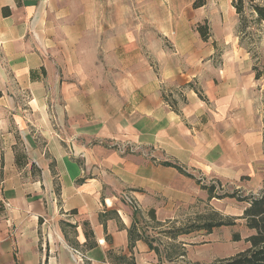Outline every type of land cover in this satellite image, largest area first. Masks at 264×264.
Returning a JSON list of instances; mask_svg holds the SVG:
<instances>
[{
    "label": "crops",
    "instance_id": "1",
    "mask_svg": "<svg viewBox=\"0 0 264 264\" xmlns=\"http://www.w3.org/2000/svg\"><path fill=\"white\" fill-rule=\"evenodd\" d=\"M106 5L0 0V264H157L143 241L129 249L134 218L121 194L186 205L198 185L158 162L222 172L230 160L242 180L259 160L258 80L242 52L232 53L217 82L204 83L203 102L175 112L166 89L195 78L181 72V60L200 61L196 48L166 50L157 32L149 50L141 28L110 33ZM111 49L122 75L107 90L100 72L86 69H111L101 59ZM213 56L211 49L207 65ZM214 115L233 116L230 139ZM125 144L148 155L125 153Z\"/></svg>",
    "mask_w": 264,
    "mask_h": 264
},
{
    "label": "rangeland",
    "instance_id": "2",
    "mask_svg": "<svg viewBox=\"0 0 264 264\" xmlns=\"http://www.w3.org/2000/svg\"><path fill=\"white\" fill-rule=\"evenodd\" d=\"M109 2L103 8L105 12L104 28H110V33L128 35V29L141 28L146 30L145 41L148 49L156 45L157 32L165 35L161 37L163 47L172 50L174 44L180 46H194L200 61H185L182 57L181 72L195 76L190 79L189 86L184 83L171 90L175 101V109L179 112L192 101L203 102L205 82H217L218 70L224 63H232V53L242 52L246 63L252 65V71L259 75L252 89L253 111L261 133L262 146L258 157L259 160L251 163L245 169L251 175L250 179H240L239 164H231L229 160L222 172L201 170L196 167L188 169L187 173L195 179L209 186L214 184L216 196L232 194L239 190L242 195L252 194L258 196L264 192V26L252 29L254 33L247 38L242 35V43L237 39L238 20L231 12V0H205V5L193 8L195 0H102ZM197 25L207 28L208 37L203 41L196 32ZM112 39V36L106 37ZM178 42H175V39ZM125 43V41H124ZM111 44V43H110ZM110 46H105L108 49ZM112 48V47H111ZM214 50L212 65H207V54ZM236 57V55H235ZM102 64L106 68L89 70L88 72H100L102 87L107 90L113 84L114 77L122 75L118 55L113 50H108L101 56ZM92 60L86 59L90 64ZM125 65V64H124ZM128 66V64H126ZM128 69V68H127ZM155 71V69H154ZM189 78H186L188 80ZM110 82V85L108 83ZM196 95V96H195ZM172 96V95H171ZM207 104V103H206ZM207 104V107L210 108ZM212 105V104H211ZM228 102L224 103L223 109L227 108ZM233 114L234 110L229 111ZM231 114V115H232ZM218 115V113H217ZM214 115L212 123L218 130H223L225 136L231 138L234 127L233 116L219 117ZM217 116V117H216ZM236 122V120H235ZM222 131V132H223ZM128 154H147L146 149H138L132 144L119 146ZM158 155V154H156ZM244 166V165H243ZM187 190V189H186ZM124 191V190H122ZM142 194V193H141ZM123 204L133 213L137 231L159 252L157 264H215L217 261L230 258L243 251L248 244L245 239L252 233L247 229L245 221L239 219L246 204L239 203L236 199H208V195L200 186L192 193V200L186 205L175 203L166 198H152L150 195L141 201L130 194L123 192L120 197ZM144 205V207H142ZM141 207V208H140ZM153 207V208H151ZM154 211V218L149 211ZM213 212L218 218H235V225L231 227H217L210 234L206 231H193L186 235H178L172 238L173 233L179 229L189 228L194 224L198 215H210ZM238 238V241H234ZM155 253V252H154Z\"/></svg>",
    "mask_w": 264,
    "mask_h": 264
},
{
    "label": "trees",
    "instance_id": "3",
    "mask_svg": "<svg viewBox=\"0 0 264 264\" xmlns=\"http://www.w3.org/2000/svg\"><path fill=\"white\" fill-rule=\"evenodd\" d=\"M231 7L234 10V15L238 20L237 33L239 38V44L242 43V35L249 38L254 33H251L252 29L264 26V0H231ZM205 5V0H195L193 2V8L197 9ZM5 12V10H4ZM7 14V13H4ZM196 32L199 37L206 41L208 32L206 25H197ZM256 80H259V75L255 74ZM190 85V84H189ZM188 85V86H189ZM164 101L169 107L177 112L175 109V101L168 100L164 96ZM159 165L163 167H169L175 169L179 174L184 177L193 180L202 190H204L208 199H223L231 198L236 199L239 203L246 204L245 209L239 219L245 221L247 229L251 231V235L245 239L248 246L241 252H238L234 256L226 259L217 261L215 264H264V192L258 194V196L247 194L241 196V191L237 190L232 194H224L223 196H216V188L214 184L209 186L203 185L198 179H195L192 175L188 174L183 170L181 166L170 161H160ZM79 182V181H78ZM149 215L154 218V211L148 212ZM101 218V216H100ZM235 218H218V214L213 212L210 215H198L194 224L190 225L189 228L179 229L173 233L172 238L178 235H186L193 231H206L208 234L217 227H231L235 225ZM128 241L129 249L131 250L136 241H143L149 247V249L159 255V252L154 248L136 229L135 221L128 229ZM238 241V238L236 240ZM127 264H135L134 260L128 261Z\"/></svg>",
    "mask_w": 264,
    "mask_h": 264
}]
</instances>
